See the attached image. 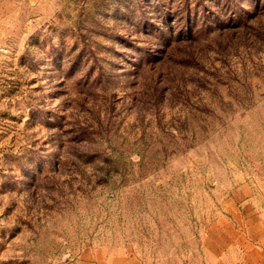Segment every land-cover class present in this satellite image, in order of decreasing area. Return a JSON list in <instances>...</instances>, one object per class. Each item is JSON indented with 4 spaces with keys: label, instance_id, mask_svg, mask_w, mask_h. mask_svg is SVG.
Segmentation results:
<instances>
[{
    "label": "rangeland",
    "instance_id": "1",
    "mask_svg": "<svg viewBox=\"0 0 264 264\" xmlns=\"http://www.w3.org/2000/svg\"><path fill=\"white\" fill-rule=\"evenodd\" d=\"M252 250L264 0H0V264Z\"/></svg>",
    "mask_w": 264,
    "mask_h": 264
},
{
    "label": "crops",
    "instance_id": "2",
    "mask_svg": "<svg viewBox=\"0 0 264 264\" xmlns=\"http://www.w3.org/2000/svg\"><path fill=\"white\" fill-rule=\"evenodd\" d=\"M239 260L237 264H264V251L252 250L246 252Z\"/></svg>",
    "mask_w": 264,
    "mask_h": 264
}]
</instances>
